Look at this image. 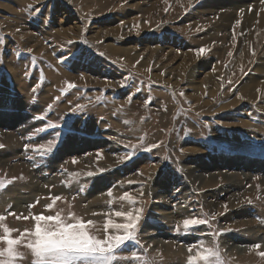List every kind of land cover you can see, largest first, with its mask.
I'll use <instances>...</instances> for the list:
<instances>
[{
	"label": "rangeland",
	"instance_id": "rangeland-1",
	"mask_svg": "<svg viewBox=\"0 0 264 264\" xmlns=\"http://www.w3.org/2000/svg\"><path fill=\"white\" fill-rule=\"evenodd\" d=\"M247 6L0 0V264H264Z\"/></svg>",
	"mask_w": 264,
	"mask_h": 264
},
{
	"label": "bare ground",
	"instance_id": "bare-ground-1",
	"mask_svg": "<svg viewBox=\"0 0 264 264\" xmlns=\"http://www.w3.org/2000/svg\"><path fill=\"white\" fill-rule=\"evenodd\" d=\"M175 3H178V0H174ZM187 1V0H185ZM254 4H256V6H260V7H264V0H252ZM236 3V2H235ZM234 11H236V7L237 5L236 4H232V5H229ZM249 7H245V15H244V23L245 25H249V29H251V26L255 29V31L252 33L253 35V47H255L256 44L260 43L262 39H264V13H262L261 15H259V17L257 18V14H256V11L254 13H252L251 16L248 15V12H249ZM257 10V9H256ZM241 11H244V10H241ZM231 14L228 13L224 16H227L229 17ZM227 25V24H226ZM242 29V28H241ZM248 30V29H247ZM249 31V30H248ZM249 35V34H248ZM249 37V36H247ZM264 44V43H263ZM248 45V44H247ZM250 48V47H249ZM253 50V49H252ZM252 54V53H251ZM247 56H250L249 53L247 52ZM250 58V57H249ZM263 66V71H264V63L263 64H260L259 66ZM264 74V73H263ZM252 81L256 80L255 78H251ZM255 85V84H254ZM261 90L263 89L264 87V79L261 80Z\"/></svg>",
	"mask_w": 264,
	"mask_h": 264
}]
</instances>
